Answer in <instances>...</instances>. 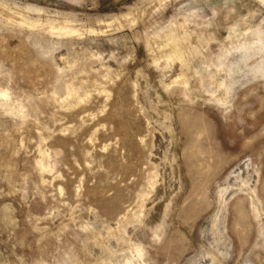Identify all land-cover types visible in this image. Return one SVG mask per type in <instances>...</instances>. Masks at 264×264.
I'll use <instances>...</instances> for the list:
<instances>
[{"label": "rangeland", "instance_id": "rangeland-1", "mask_svg": "<svg viewBox=\"0 0 264 264\" xmlns=\"http://www.w3.org/2000/svg\"><path fill=\"white\" fill-rule=\"evenodd\" d=\"M0 264H264V0H0Z\"/></svg>", "mask_w": 264, "mask_h": 264}, {"label": "bare ground", "instance_id": "bare-ground-1", "mask_svg": "<svg viewBox=\"0 0 264 264\" xmlns=\"http://www.w3.org/2000/svg\"><path fill=\"white\" fill-rule=\"evenodd\" d=\"M70 31V30H69Z\"/></svg>", "mask_w": 264, "mask_h": 264}]
</instances>
